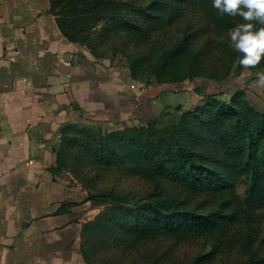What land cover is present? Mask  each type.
I'll return each mask as SVG.
<instances>
[{
	"label": "trees",
	"instance_id": "1",
	"mask_svg": "<svg viewBox=\"0 0 264 264\" xmlns=\"http://www.w3.org/2000/svg\"><path fill=\"white\" fill-rule=\"evenodd\" d=\"M49 1L48 12L55 16L69 41L88 48L95 57L103 56L107 49L118 50L129 59L134 77L147 72L158 80L188 76L192 64L185 65L182 59L204 30L212 27V20L222 18V28L233 26L226 14L212 7V0ZM198 22L202 24L198 26ZM261 26L256 23V29ZM168 28L181 29L179 36L169 43H159L154 35ZM119 34L134 49L126 43L117 44ZM194 90L208 103L192 113L184 111L157 135L150 132V127L126 126L101 132L98 127H78L74 122L63 125L60 133L76 131L78 135L71 141L75 153L91 151L104 165L139 161L138 165L146 164L155 174L210 193H231L242 182L248 199L264 202V113L249 105L242 91L233 92L229 102L224 103L215 98L216 94L205 93L201 86ZM81 135L85 136L82 142ZM62 146L56 152V164L62 160ZM202 146L203 150L199 149ZM49 170L54 171V167ZM108 196L110 193L105 198ZM228 202L223 200L211 212L184 208L180 202L120 204L122 219L110 220L105 215L114 212L113 204L82 223L78 252L85 264H160L155 252L141 247L146 241L158 233L173 237L216 229L235 217L234 211H228ZM66 205L62 202L54 214H60ZM110 241L113 247L106 250ZM207 256H196L186 263L167 255L170 260L166 264H200Z\"/></svg>",
	"mask_w": 264,
	"mask_h": 264
},
{
	"label": "rangeland",
	"instance_id": "2",
	"mask_svg": "<svg viewBox=\"0 0 264 264\" xmlns=\"http://www.w3.org/2000/svg\"><path fill=\"white\" fill-rule=\"evenodd\" d=\"M184 6L186 5L182 7ZM194 12L192 11L190 17ZM226 17L233 26L222 28L223 19L217 17L212 20V27L204 30L203 35L189 47L182 61L185 65L192 64V68L188 76L180 79L158 80L155 74L148 72L134 77L128 67L129 59L118 50L107 49L103 56L95 57L85 47L93 61L104 66H116L126 72L130 89L138 92L140 97L136 100V111L123 120L110 123L86 115L81 122L74 123L78 127H98L97 130L101 132L121 130L126 126L150 127V132L157 135L164 125L178 120L184 111L192 113L208 103L207 98L194 90L198 86L205 93L216 94L215 98L224 103L229 102L233 92L242 91L244 100L256 111L264 113V89L254 84L255 74L264 71V58L255 68L240 66L241 53L235 50L228 33L230 29L246 21L239 15ZM252 23L256 27L257 22ZM201 24L202 22L197 23L198 26ZM180 31L178 28H168L155 34L154 38L159 43H169L179 36ZM117 38V44L126 43L129 49H134L123 34L117 35ZM178 105L182 107L177 109ZM77 135L76 131L58 134L54 162L47 167L50 174L40 179L37 185L44 195L24 197V204H44L42 210L27 212L29 219L55 215L54 211L62 202L67 204L60 213L63 214V223L55 229L46 230L43 236L45 242L41 245L33 244L35 238L31 242L27 240L28 235L33 237L35 232L30 229L27 233L24 230L27 233L24 234V264H85L78 252L80 227L108 207H113V204L114 212L110 211L105 215L110 220H116L117 217L122 219L124 212L120 210V204L180 202L184 208L211 212L217 210L223 200L231 202H228V211L235 212L232 220L216 229L196 231L189 235L171 237L158 233L141 247L144 251L155 252L161 259L160 264H166L170 260L167 255L187 263L203 254L208 256L200 264H264V202L248 199L242 182L231 193H210L191 189L182 182L155 174L146 164L138 165L139 161H120L104 165L98 162L91 151L75 153L71 141ZM79 138L82 142L85 136L81 135ZM61 144L63 146L59 154L62 160L56 164L57 151ZM203 148L202 146L199 149ZM211 151L208 152L212 154ZM120 155L125 157L124 152H120ZM51 166L54 171L49 170ZM106 193L111 196L105 198ZM0 218H3L2 212ZM32 219L24 220V226L30 225ZM47 225L50 223L45 227ZM111 247L113 245L110 241L105 248L107 250ZM37 250L39 254L42 253L43 260L34 258Z\"/></svg>",
	"mask_w": 264,
	"mask_h": 264
},
{
	"label": "crops",
	"instance_id": "3",
	"mask_svg": "<svg viewBox=\"0 0 264 264\" xmlns=\"http://www.w3.org/2000/svg\"><path fill=\"white\" fill-rule=\"evenodd\" d=\"M49 7V0H0V264H24V234L31 229L27 240L41 245L45 231L63 223L56 214L24 226L27 212L44 208L24 197L44 195L37 185L50 174L61 127L86 115L123 120L140 97L126 72L69 41Z\"/></svg>",
	"mask_w": 264,
	"mask_h": 264
},
{
	"label": "clouds",
	"instance_id": "4",
	"mask_svg": "<svg viewBox=\"0 0 264 264\" xmlns=\"http://www.w3.org/2000/svg\"><path fill=\"white\" fill-rule=\"evenodd\" d=\"M212 7L221 15H239L246 21L230 29L228 35L235 50L243 54L239 64L255 68L264 58V26L256 29L252 21L264 25V0H212ZM255 75V86L264 89V71Z\"/></svg>",
	"mask_w": 264,
	"mask_h": 264
},
{
	"label": "built area",
	"instance_id": "5",
	"mask_svg": "<svg viewBox=\"0 0 264 264\" xmlns=\"http://www.w3.org/2000/svg\"><path fill=\"white\" fill-rule=\"evenodd\" d=\"M131 87H134L133 85Z\"/></svg>",
	"mask_w": 264,
	"mask_h": 264
}]
</instances>
